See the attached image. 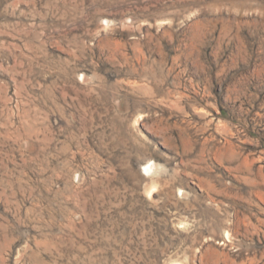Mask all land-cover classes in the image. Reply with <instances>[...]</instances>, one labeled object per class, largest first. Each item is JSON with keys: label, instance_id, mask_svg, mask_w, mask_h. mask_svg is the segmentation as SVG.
<instances>
[{"label": "rangeland", "instance_id": "374dc122", "mask_svg": "<svg viewBox=\"0 0 264 264\" xmlns=\"http://www.w3.org/2000/svg\"><path fill=\"white\" fill-rule=\"evenodd\" d=\"M0 264H264V0H0Z\"/></svg>", "mask_w": 264, "mask_h": 264}, {"label": "bare ground", "instance_id": "6f19581e", "mask_svg": "<svg viewBox=\"0 0 264 264\" xmlns=\"http://www.w3.org/2000/svg\"><path fill=\"white\" fill-rule=\"evenodd\" d=\"M147 169H149V168H147Z\"/></svg>", "mask_w": 264, "mask_h": 264}]
</instances>
